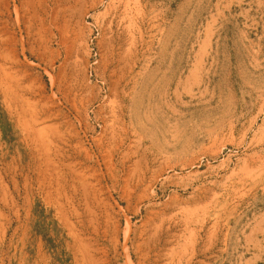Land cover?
I'll list each match as a JSON object with an SVG mask.
<instances>
[{
    "label": "rangeland",
    "instance_id": "rangeland-1",
    "mask_svg": "<svg viewBox=\"0 0 264 264\" xmlns=\"http://www.w3.org/2000/svg\"><path fill=\"white\" fill-rule=\"evenodd\" d=\"M71 262L264 264V0H0V264Z\"/></svg>",
    "mask_w": 264,
    "mask_h": 264
},
{
    "label": "bare ground",
    "instance_id": "bare-ground-1",
    "mask_svg": "<svg viewBox=\"0 0 264 264\" xmlns=\"http://www.w3.org/2000/svg\"><path fill=\"white\" fill-rule=\"evenodd\" d=\"M63 6H64V4H62ZM66 9V8H65ZM64 9V10H65ZM59 10V9H58ZM63 10V11H64ZM3 74V73H2ZM10 80V79H9ZM9 85V84H8ZM8 87V86H7ZM12 89V88H11ZM6 90V89H5ZM8 91H9V89H7ZM3 91H4V89H3ZM2 91V92H3ZM11 91V90H10ZM5 92V91H4ZM7 93V92H6ZM12 93H13V91H12ZM8 94V93H7ZM11 94V93H10ZM3 95H5V94H3ZM12 95V94H11ZM14 95V94H13ZM8 97V96H7ZM10 97H13V96H10ZM15 97V96H14ZM19 97V96H18ZM5 99V98H4ZM7 99V98H6ZM8 99H9V97H8ZM12 100V99H11ZM13 100H16V99H13ZM6 101V100H5ZM8 101V100H7ZM11 102V101H10ZM12 102H15V101H12ZM4 103V102H3ZM7 103V102H6ZM8 104V103H7ZM6 104V105H7ZM9 105V104H8ZM13 105V104H12ZM16 105V104H15ZM14 106V105H13ZM10 108H11V106H10ZM8 109H9V106H8ZM13 111V110H12ZM18 111H19V109H18ZM17 112V111H16ZM15 111H14V113H16ZM20 113V112H19ZM11 114V113H10ZM17 114V113H16ZM13 115V114H12ZM20 115V114H19ZM18 114H17V116H19ZM14 116V115H13ZM20 118V117H19ZM21 118H22V116H21ZM15 119V118H14ZM22 120H24V118L22 119ZM22 120H20L21 121V123H22ZM26 120V119H25ZM15 124V123H14ZM26 124H30V123H26ZM19 125V124H18ZM24 129V128H23ZM22 131V130H21ZM22 134V133H21ZM38 134V133H37ZM45 135V134H44ZM46 136V135H45ZM26 137H27V135H26ZM30 139V138H29ZM32 140V139H31ZM34 140H36V139H34ZM40 140V139H39ZM33 141V140H32ZM30 142V141H29ZM37 143V142H36ZM34 144V143H33ZM37 144H39V143H37ZM41 144V143H40ZM42 145V144H41ZM40 145V146H41ZM37 146V145H36ZM39 146V145H38ZM44 147V146H43ZM44 149H46V148H44ZM44 149H42L43 151H45ZM37 151V150H36ZM34 152V151H33ZM38 153H39V151H38ZM45 154V153H44ZM40 156V155H39ZM42 156V155H41ZM34 158V157H33ZM44 158V157H43ZM49 158H47L46 160H48ZM45 164H43V166H44ZM47 167V166H46ZM49 167V166H48ZM45 168V167H44ZM51 168V167H50ZM41 169V168H40ZM49 169V168H48ZM52 169V168H51ZM42 170V169H41ZM58 170V169H57ZM43 171V170H42ZM44 171H45V169H44ZM51 171V170H50ZM55 171H56V169H55ZM49 172V171H48ZM47 172V173H48ZM45 173V172H44ZM45 175V174H44ZM57 175V174H56ZM47 176V175H46ZM46 176H45V178H46ZM49 176V175H48ZM51 176V175H50ZM51 179H52V176H51ZM44 182H46V181H44ZM51 184V183H50ZM49 187V186H48ZM45 191V190H44ZM46 193H47V191H46ZM45 194H43V196H44ZM49 197V196H48ZM42 199H44L43 197H42ZM45 200V199H44ZM51 200V199H50ZM50 202V201H49ZM46 204V203H45ZM34 205V204H33ZM48 205V204H47ZM31 207V206H30ZM52 207V206H51ZM29 213V212H28ZM31 213V212H30ZM50 215V214H49ZM60 215V214H59ZM60 219H62V217L60 218ZM34 221V220H33ZM80 221V220H79ZM33 224V223H32ZM65 224V223H64ZM63 225V224H62ZM54 226V225H53ZM34 227V226H33ZM32 229V228H31ZM38 229V228H37ZM49 229V228H48ZM55 229V228H54ZM27 231V230H26ZM47 231V230H46ZM25 232V231H24ZM38 232H39V230H38ZM66 232V231H65ZM67 233V232H66ZM74 233V232H73ZM25 234V233H24ZM39 234V233H38ZM79 234V233H78ZM41 235V234H40ZM79 237V236H78ZM24 240V239H23ZM80 240V239H79ZM36 241V240H35ZM26 242V241H25ZM22 245V244H21ZM35 245H37V244H35ZM68 245V244H67ZM66 245V246H67ZM78 245V244H77ZM75 247H76V243H75V245H74ZM81 246V245H80ZM42 247V246H41ZM69 247V246H68ZM67 247V248H68ZM33 248V247H32ZM35 248H36V246H35ZM41 249V248H40ZM39 249V250H40ZM44 249V248H43ZM57 249V248H56ZM27 250V249H26ZM33 250V249H32ZM77 250V249H76ZM57 251V250H56ZM69 251V250H68ZM34 252V251H33ZM54 252H55V250H54ZM23 253V252H22ZM39 253H40V251H39ZM47 253V252H46ZM29 254V253H28ZM75 254V253H74ZM21 255V254H20ZM30 255V254H29ZM42 255V254H41ZM25 256V255H24ZM23 256V257H24ZM70 256V255H69ZM71 256H72V254H71ZM50 258V257H49ZM77 258H79V257H77ZM47 259V258H46ZM61 259V258H60ZM80 259V258H79ZM73 260V259H72ZM81 260V259H80ZM21 261V260H20ZM40 261V260H39ZM22 262V261H21ZM80 262V261H79ZM29 263H30V261H29ZM33 263V262H32ZM38 263V262H37ZM72 263V262H71ZM26 264V263H25ZM73 264V263H72ZM77 264V263H76Z\"/></svg>",
    "mask_w": 264,
    "mask_h": 264
}]
</instances>
